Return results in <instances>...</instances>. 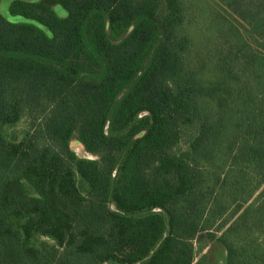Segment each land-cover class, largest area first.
I'll return each instance as SVG.
<instances>
[{"label": "trees", "instance_id": "1", "mask_svg": "<svg viewBox=\"0 0 264 264\" xmlns=\"http://www.w3.org/2000/svg\"><path fill=\"white\" fill-rule=\"evenodd\" d=\"M8 9L0 264H264V0Z\"/></svg>", "mask_w": 264, "mask_h": 264}, {"label": "rangeland", "instance_id": "2", "mask_svg": "<svg viewBox=\"0 0 264 264\" xmlns=\"http://www.w3.org/2000/svg\"><path fill=\"white\" fill-rule=\"evenodd\" d=\"M10 1L11 0H0V15H2L7 20H10V21H13V22H15V21H26V22L34 23L32 20L27 19L24 16L11 14L9 12V9H8V5H9ZM55 9L58 12V15L62 16V15L65 14V9L62 6L55 5ZM37 25L40 26V28H42L45 31H47L44 26H42L40 24H37Z\"/></svg>", "mask_w": 264, "mask_h": 264}, {"label": "water", "instance_id": "3", "mask_svg": "<svg viewBox=\"0 0 264 264\" xmlns=\"http://www.w3.org/2000/svg\"><path fill=\"white\" fill-rule=\"evenodd\" d=\"M120 95H121V93L119 94V96ZM145 114H148V111L142 110V111H140V112L137 113V117H141L142 115H145ZM106 127H107V124L105 125L104 131H106ZM81 152H82V154H83L84 157H86V158H93V156L90 153L86 152L84 149H81ZM114 171H115V169H114ZM114 171H113V173H114ZM110 209L111 210H114L115 209V206H114V203L113 202H110ZM150 211H160L165 216L167 215L166 212H165V210H164V208L159 207V206L151 207L150 208ZM144 213H147V211H145ZM166 218L168 219V216H166Z\"/></svg>", "mask_w": 264, "mask_h": 264}, {"label": "flooded vegetation", "instance_id": "4", "mask_svg": "<svg viewBox=\"0 0 264 264\" xmlns=\"http://www.w3.org/2000/svg\"><path fill=\"white\" fill-rule=\"evenodd\" d=\"M71 148L74 150V152H75V154L77 156L84 157L82 152H81V149H84V146H82L81 144L77 143V141L71 142ZM92 156H93V158H90V159H98V158H96V155H92ZM97 161H100V159L97 160Z\"/></svg>", "mask_w": 264, "mask_h": 264}]
</instances>
